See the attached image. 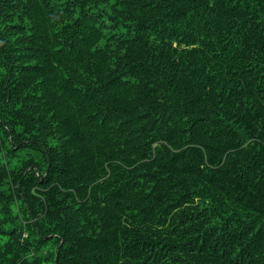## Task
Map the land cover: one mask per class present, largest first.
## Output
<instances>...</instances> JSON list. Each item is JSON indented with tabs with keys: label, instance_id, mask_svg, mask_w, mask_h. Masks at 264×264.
Wrapping results in <instances>:
<instances>
[{
	"label": "trees",
	"instance_id": "1",
	"mask_svg": "<svg viewBox=\"0 0 264 264\" xmlns=\"http://www.w3.org/2000/svg\"><path fill=\"white\" fill-rule=\"evenodd\" d=\"M0 264H264V0H0Z\"/></svg>",
	"mask_w": 264,
	"mask_h": 264
}]
</instances>
